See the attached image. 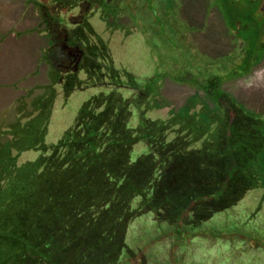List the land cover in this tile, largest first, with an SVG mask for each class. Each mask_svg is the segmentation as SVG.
I'll return each instance as SVG.
<instances>
[{"label":"rangeland","instance_id":"374dc122","mask_svg":"<svg viewBox=\"0 0 264 264\" xmlns=\"http://www.w3.org/2000/svg\"><path fill=\"white\" fill-rule=\"evenodd\" d=\"M257 1L260 10L264 0ZM12 2L16 11L24 13L14 15ZM6 10L13 12L6 15ZM233 10L232 14L238 17L239 8ZM15 30L20 37L24 35L21 41L11 40L0 47V64L11 69L6 74L10 79H4L20 80L28 75L31 98L38 94L41 99L38 104L27 99L22 114L21 106L18 108L22 104L18 102L19 92L0 90V147L12 148L9 151L13 155L16 150L10 143L17 135L11 133L13 127L23 136L37 133L46 142L55 141L70 129L81 108L99 92L114 89L124 98H135L141 86L132 89L125 72L142 86L146 79H153L154 89L142 100L149 120L166 119L183 109L200 111L206 108L205 104L208 107L199 88L203 74L198 76V68L207 62L204 56H226L236 45L221 15L208 0H0V35L5 39ZM73 32L78 38L76 43ZM84 46L92 53L91 60L96 61L93 65L82 59ZM84 58L91 56L86 53ZM97 62L111 64L120 75V82L113 85L109 74L96 66ZM70 73H75L78 84L65 95L64 82L72 79L70 75L66 77ZM100 82L109 85L102 86ZM222 86L247 108L264 113V55L250 75L228 77ZM13 97L17 101L2 110V105L10 104ZM132 122L137 123L136 115ZM186 125L197 129L186 132L196 135L195 144H211L205 141L213 135L205 130V123L191 116ZM133 148L132 159L143 152L145 145L140 142ZM35 157L33 149L22 151L16 165H28ZM219 182L220 178L193 191L164 190L163 210L134 217L127 225L124 241L104 237L94 244L85 243L84 249L83 242L76 248L70 244L69 233L61 239L63 245L44 232L32 231L24 236L25 251L48 264H227L229 256L237 260V252L240 264H264L260 251L254 249L256 242L264 247L261 190H251L231 210L193 219L192 199L212 192ZM137 201L135 198L132 206Z\"/></svg>","mask_w":264,"mask_h":264},{"label":"trees","instance_id":"16d2710c","mask_svg":"<svg viewBox=\"0 0 264 264\" xmlns=\"http://www.w3.org/2000/svg\"><path fill=\"white\" fill-rule=\"evenodd\" d=\"M208 2L219 12L236 43L235 50L226 56H204L207 62L198 68V76L203 74L199 88L208 107L205 104L200 111L183 109L166 119L149 120L142 100L154 89L153 79H146L142 86L137 78L123 72L132 89L141 86L137 96L124 98L114 89L99 92L81 108L77 120L59 139L46 142L40 134L23 136L13 127L11 133L18 136L10 145L16 154L10 153V147H0V264H48L25 251L24 236L32 231L44 232L63 245L61 239L69 233L70 244L75 247L83 242L84 249L85 243L94 244L104 237L124 241L127 225L134 217L163 210L164 190L193 191L220 178L212 192L191 200L196 220L202 214L210 218L231 210L253 189L261 190L264 199V113L247 108L222 86L228 77L250 75L262 60L264 11L259 10L257 0ZM234 8L241 12L238 17L232 14ZM8 11L6 15L13 12ZM21 16L19 19H23ZM16 31L5 39L0 35V47L22 39L24 35L20 37ZM73 36L78 42L76 32ZM83 49L82 59L93 65L96 61L91 60L92 53L85 46ZM86 53L91 56L88 60L84 58ZM96 66L109 74L113 85L120 82L111 64L97 62ZM206 72L211 75L206 76ZM10 73V68L0 64V90L19 92L18 102L22 104L18 108L21 106L20 113L24 114L27 99L38 104L41 97L36 94L31 98L28 75L5 80L10 79L6 76ZM69 75L72 79L64 82L65 95L78 84L75 73L66 77ZM98 84L107 86L109 82ZM135 115L137 123L133 125ZM191 116L212 131L213 135L204 139L211 144H195L196 135L186 134L197 130L186 125ZM140 142L145 149L132 159L133 147ZM28 149H33L36 157L28 165L17 166L19 153ZM135 198L138 201L132 206ZM254 249L264 257V247L258 242ZM236 257L229 256L227 264H240L238 252Z\"/></svg>","mask_w":264,"mask_h":264},{"label":"flooded vegetation","instance_id":"af4514ba","mask_svg":"<svg viewBox=\"0 0 264 264\" xmlns=\"http://www.w3.org/2000/svg\"><path fill=\"white\" fill-rule=\"evenodd\" d=\"M261 10H263V11H264V4H263V7L261 8Z\"/></svg>","mask_w":264,"mask_h":264}]
</instances>
